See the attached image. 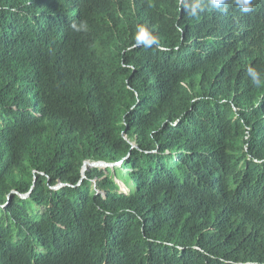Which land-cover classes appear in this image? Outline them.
<instances>
[{"label":"trees","instance_id":"obj_1","mask_svg":"<svg viewBox=\"0 0 264 264\" xmlns=\"http://www.w3.org/2000/svg\"><path fill=\"white\" fill-rule=\"evenodd\" d=\"M251 8L0 0V264H264Z\"/></svg>","mask_w":264,"mask_h":264},{"label":"clouds","instance_id":"obj_2","mask_svg":"<svg viewBox=\"0 0 264 264\" xmlns=\"http://www.w3.org/2000/svg\"><path fill=\"white\" fill-rule=\"evenodd\" d=\"M227 3V0H211L212 7L214 8H219L221 5H225ZM235 3L237 6L241 8V10L245 13L250 12L252 10L251 5H252V0H235ZM192 14L195 15V9H191ZM84 25H81L78 27L75 23L72 24V28L74 30L80 31ZM253 82H256V79H253Z\"/></svg>","mask_w":264,"mask_h":264},{"label":"rangeland","instance_id":"obj_3","mask_svg":"<svg viewBox=\"0 0 264 264\" xmlns=\"http://www.w3.org/2000/svg\"><path fill=\"white\" fill-rule=\"evenodd\" d=\"M132 144L136 145L135 139L131 140Z\"/></svg>","mask_w":264,"mask_h":264},{"label":"water","instance_id":"obj_4","mask_svg":"<svg viewBox=\"0 0 264 264\" xmlns=\"http://www.w3.org/2000/svg\"><path fill=\"white\" fill-rule=\"evenodd\" d=\"M132 146L134 147V146H135V144H132Z\"/></svg>","mask_w":264,"mask_h":264}]
</instances>
